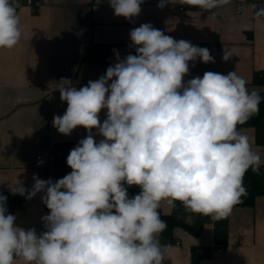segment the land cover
I'll return each instance as SVG.
<instances>
[{"label":"clouds","instance_id":"obj_1","mask_svg":"<svg viewBox=\"0 0 264 264\" xmlns=\"http://www.w3.org/2000/svg\"><path fill=\"white\" fill-rule=\"evenodd\" d=\"M143 2L109 0V6L131 21ZM182 3L210 11L231 0ZM18 7L0 0V48L20 41ZM255 15L264 16V6ZM129 35L136 55L120 59L114 49L117 62L98 80L79 89L67 78L59 81L68 106L53 117V127L64 135L83 127L88 135L67 157L69 174L55 182L34 175L30 190L22 183L10 189L27 193V199L43 193L49 209L41 217L44 231L18 227L7 197L0 195V264L16 258L23 264H164L161 201L169 207L179 201L193 213L222 219L247 195L244 175L249 168L260 170L261 157L238 125L259 112V92L250 91L235 71H207L185 81L190 61L215 63L209 49L177 41L150 23ZM232 56L223 50L224 61ZM93 129L103 137L99 142ZM125 185L141 191L130 197Z\"/></svg>","mask_w":264,"mask_h":264},{"label":"crops","instance_id":"obj_2","mask_svg":"<svg viewBox=\"0 0 264 264\" xmlns=\"http://www.w3.org/2000/svg\"><path fill=\"white\" fill-rule=\"evenodd\" d=\"M19 1L20 41L12 49L0 48V192L13 194L10 189L18 183L30 190L34 175L55 182L72 171L68 156L52 169L35 167L38 155L49 154L59 143L69 144L71 151L88 135L83 127L73 129L70 135L53 127V117L62 116L68 106L61 101L59 81L67 78L79 89L98 80L117 62L114 49L120 59L131 54L129 33L141 24L150 23L177 41L209 49L215 63L205 64L198 58L193 66L190 61L185 81L202 78L207 71L225 75L235 71L247 81L250 91L262 90L253 84V75L264 70V16L255 15L264 0H231L210 11L182 0H166L163 8L158 7L160 0H144L140 14L131 21L116 16L109 0H51L37 12L28 7V0ZM91 42L111 47L112 54L104 63L83 60ZM223 50H231L232 58L224 61ZM106 115L107 110H101V123ZM92 131L97 142L103 139ZM238 131L249 138L264 165V118ZM42 195L8 209L16 216L18 227L35 228L37 233L45 230L41 217L49 214V209L42 203ZM159 208L188 226L203 220L199 234L180 227L174 230L172 242L159 240L164 264H193L195 258L199 264H264V196H258L253 206H234L221 221L186 208L177 210L166 201H161ZM14 264L23 261L16 258Z\"/></svg>","mask_w":264,"mask_h":264},{"label":"trees","instance_id":"obj_3","mask_svg":"<svg viewBox=\"0 0 264 264\" xmlns=\"http://www.w3.org/2000/svg\"><path fill=\"white\" fill-rule=\"evenodd\" d=\"M111 54L112 49L109 45L91 42L84 54L83 60L85 62L104 63L105 57ZM131 54L136 55L135 46H133V44H131ZM253 84L262 88L261 92L259 93L261 96V102L259 105L260 110L257 114L252 115L245 124L238 125V128L255 126L259 124L264 118V70L254 73ZM55 148L60 152L56 163H62L65 157L70 153L69 144L59 143L55 146ZM243 184L247 190V195L241 197V202L237 203L234 206H253L255 199L258 196H264V165L260 166V170L258 172H253L252 169L249 168V170L244 175ZM125 187L128 188V194L130 197L139 194V192L141 191V189L136 185L130 187L125 185ZM0 195L7 197V209L12 210L19 208L27 199L26 197L10 194L7 192H0ZM174 208L179 210L184 209L185 207L181 202L176 201ZM158 211L160 212L161 219L167 222V229L163 233L159 234V240H167L172 242L174 240V230L180 227L185 228L194 235L199 234L201 231L203 224L202 218L198 219L196 224H194L193 226H188L176 215L164 214L162 213L160 208L158 209ZM193 264H199L196 258L195 260H193Z\"/></svg>","mask_w":264,"mask_h":264},{"label":"built area","instance_id":"obj_4","mask_svg":"<svg viewBox=\"0 0 264 264\" xmlns=\"http://www.w3.org/2000/svg\"><path fill=\"white\" fill-rule=\"evenodd\" d=\"M14 3H18L19 7L17 8V12L21 9L22 4L19 0H15ZM51 0H28L27 5L33 12L39 11L42 6L49 5ZM183 10V8H181ZM240 11V8H239ZM59 157V151L56 148H53L52 151L47 155H38L35 160V167L38 169H52ZM42 162V163H41ZM209 219H213L215 221H221L222 219H214L211 216H207ZM219 252L223 251V249H219Z\"/></svg>","mask_w":264,"mask_h":264},{"label":"water","instance_id":"obj_5","mask_svg":"<svg viewBox=\"0 0 264 264\" xmlns=\"http://www.w3.org/2000/svg\"><path fill=\"white\" fill-rule=\"evenodd\" d=\"M109 57H106V60L108 59Z\"/></svg>","mask_w":264,"mask_h":264}]
</instances>
